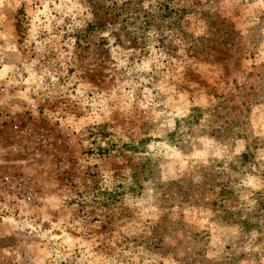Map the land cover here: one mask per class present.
I'll use <instances>...</instances> for the list:
<instances>
[{
	"label": "rangeland",
	"instance_id": "374dc122",
	"mask_svg": "<svg viewBox=\"0 0 264 264\" xmlns=\"http://www.w3.org/2000/svg\"><path fill=\"white\" fill-rule=\"evenodd\" d=\"M3 115L0 264H264V0H0Z\"/></svg>",
	"mask_w": 264,
	"mask_h": 264
},
{
	"label": "built area",
	"instance_id": "2783aa9c",
	"mask_svg": "<svg viewBox=\"0 0 264 264\" xmlns=\"http://www.w3.org/2000/svg\"><path fill=\"white\" fill-rule=\"evenodd\" d=\"M6 116L0 120L4 122ZM36 194V185L30 177L20 173L0 176V209L19 211L24 204L30 203Z\"/></svg>",
	"mask_w": 264,
	"mask_h": 264
},
{
	"label": "trees",
	"instance_id": "16d2710c",
	"mask_svg": "<svg viewBox=\"0 0 264 264\" xmlns=\"http://www.w3.org/2000/svg\"><path fill=\"white\" fill-rule=\"evenodd\" d=\"M165 1V0H164ZM168 3L167 2H159L158 6H156V11H154L153 13H148V19H146V23L147 25H150V23L152 21L155 20V17L158 15H163V12L169 11V7H168ZM147 14V12H145V15ZM146 18V16H145ZM101 23H99L100 25Z\"/></svg>",
	"mask_w": 264,
	"mask_h": 264
}]
</instances>
